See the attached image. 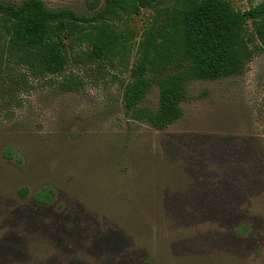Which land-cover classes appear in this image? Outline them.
Returning <instances> with one entry per match:
<instances>
[{
	"label": "rangeland",
	"instance_id": "obj_1",
	"mask_svg": "<svg viewBox=\"0 0 264 264\" xmlns=\"http://www.w3.org/2000/svg\"><path fill=\"white\" fill-rule=\"evenodd\" d=\"M107 71L70 61L17 87L16 66L0 74V264H264V44L239 75L189 81L163 129L128 117V73ZM68 76L80 85L60 88ZM140 105L155 109V85Z\"/></svg>",
	"mask_w": 264,
	"mask_h": 264
},
{
	"label": "trees",
	"instance_id": "obj_2",
	"mask_svg": "<svg viewBox=\"0 0 264 264\" xmlns=\"http://www.w3.org/2000/svg\"><path fill=\"white\" fill-rule=\"evenodd\" d=\"M85 4L92 13L0 0V74L16 66L17 87L25 74L58 75L70 61L107 68L113 77L126 71L121 101L128 117L163 129L181 116L189 81L239 75L264 44V0L246 10L227 0H103L96 10L97 0ZM144 10L149 16L136 38L130 20ZM79 85L73 76L58 81L65 90ZM153 85L157 105L150 109L140 103ZM52 198L50 187L32 197L38 204Z\"/></svg>",
	"mask_w": 264,
	"mask_h": 264
}]
</instances>
